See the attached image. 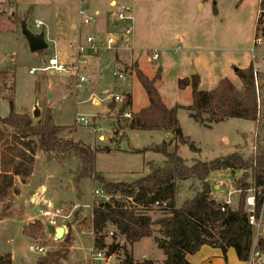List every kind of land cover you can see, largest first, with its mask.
Listing matches in <instances>:
<instances>
[{"label":"rangeland","instance_id":"1","mask_svg":"<svg viewBox=\"0 0 264 264\" xmlns=\"http://www.w3.org/2000/svg\"><path fill=\"white\" fill-rule=\"evenodd\" d=\"M112 1L0 0V73H7L3 82L0 79V87L4 83L8 90L12 85L11 77H14V107L10 105L11 92L0 90V117H9L13 110L17 114H29L38 121L33 118L36 104L42 115L51 110L53 124L65 128L62 138L92 148L96 172L108 182L132 183L150 173V163L164 165L165 157L152 148L169 139L164 131L124 132L120 129L118 123L125 124L127 119L122 114L140 111L149 105V99L132 67L131 72H126V68L118 64L117 56L131 64L137 55L140 69L147 77L155 79V86L169 108L193 104L192 88L181 90L180 79H190L195 72L200 78L201 91L215 90L223 79H229L241 90L236 70L253 65L259 82V91L256 82L255 86L260 127L251 121L229 119L208 128L203 120L201 123L191 118L189 111L179 109L183 135L200 152L195 153L188 145L181 144L177 149L188 166L236 152L245 158L253 154L258 133L264 140V36L260 33L256 39L259 0L241 3L240 0H217L216 5L212 0H115V7L110 5ZM120 7L129 11L125 15L132 19L129 24L133 27L122 44L119 43L124 33L122 27L127 23L118 17ZM90 17L94 21L85 25L84 20ZM40 21L44 26L38 29L36 23ZM114 21H118L119 26L110 32L108 29ZM23 23L32 34L45 35L46 50L31 52L22 31ZM111 34L118 44L107 48ZM88 37L102 41L103 46L96 52L89 48L80 53V46L90 47L86 42ZM154 52H158L160 58L150 62ZM52 58L71 70L45 71ZM32 70L35 74H30ZM120 75L125 79H120ZM81 78L85 81L81 82ZM127 94L131 95L133 104L122 112V105L111 96L122 95L126 99ZM95 100L99 104H95ZM111 102H115V107H109ZM81 118L88 120L89 125L77 122ZM207 118L204 116V120ZM173 149L174 145L170 147ZM79 164L74 156L59 161L39 152L29 184L24 186L19 178L15 179L21 194L8 201L9 210L0 203V216L5 217L0 221V255L10 253L12 264H36L39 257L61 249L69 233L73 246L62 264H92V206L100 199L95 191L101 187L91 179H83L79 184L74 182ZM244 175V171L212 172L208 178L212 195L237 208L241 198L237 182ZM178 185L177 208L201 190L197 180L182 181ZM252 197L254 191L249 193L247 211L250 210L248 200ZM58 208H64L67 217L59 219L57 225L66 230L62 240L48 232V219L43 214ZM152 216L157 220L162 214L156 212ZM36 222L43 224V234L29 238L24 230ZM111 242L108 237L107 243ZM31 247H42L44 252H32ZM133 256L137 261L147 259L155 264H164L161 261L165 259L154 237L135 244ZM191 256L188 257L194 261ZM122 260V254L114 256L110 264H121Z\"/></svg>","mask_w":264,"mask_h":264},{"label":"trees","instance_id":"2","mask_svg":"<svg viewBox=\"0 0 264 264\" xmlns=\"http://www.w3.org/2000/svg\"><path fill=\"white\" fill-rule=\"evenodd\" d=\"M212 1L216 5L217 0ZM243 1L240 0V3ZM256 33L257 40L260 33L264 36V0H260ZM132 69L148 96L149 105L131 113V118L124 120L125 124L119 122L118 125L124 132H169L173 137L171 140L152 148L165 157L164 165L160 167L150 163V173L132 183L108 182L95 170V154L91 147L61 137L65 128L53 124L51 110H46L38 121H34L29 114H17L12 110L9 117H0V203L5 204V210L11 208L8 201L20 195L15 179L19 178L23 185L30 182L39 152L59 161L74 156L80 161L74 174V182L79 184L83 179H91L98 182L101 190L111 197L107 202L100 198L92 206L94 250L105 251L107 255L122 254L121 264H155L152 260L137 261L133 256L135 244L154 237L157 247L165 255L164 264H192L188 261V256L197 254L204 246L219 248L224 254L233 248L239 259L246 262L255 239V229L250 225L249 211L246 210L251 191H254L258 216L264 207V140L260 139L258 133L255 152L248 158L236 152L211 162H196L188 166L178 154L179 144L188 145L195 153L200 150L190 139L184 137L178 110L189 111L191 118L203 120L208 128L229 119L251 121L259 128L261 113L254 66L236 70L241 90L229 79L221 80L217 88L209 92L199 89L200 78L197 75L190 79H180L181 90L192 88L193 104L173 108L164 103L155 86V79L147 77L138 64ZM0 77L3 82L7 73L1 72ZM13 78L12 76V85L8 89L11 92L9 100L12 109ZM0 88L3 92L7 90L4 83ZM115 105V102H111L109 107L113 108ZM131 107L132 99L127 96L122 112ZM204 116H208L207 120H204ZM173 145L174 149L170 150ZM222 170L245 173L237 182V190L241 193L237 208H232L226 202H217L212 195L209 175ZM188 180L199 181L201 190L193 199L177 208L178 183ZM157 203L159 206H156ZM156 212H160L162 216L154 220L152 213ZM4 219V216H0V221ZM110 228H113V235L110 237L112 242L108 244ZM43 231V224L36 222L26 228L24 233L29 238H36ZM72 246L73 241L68 233L61 249L39 257L36 264H62L68 258ZM258 249L264 253V237L259 238ZM0 264H12V255H0Z\"/></svg>","mask_w":264,"mask_h":264},{"label":"built area","instance_id":"3","mask_svg":"<svg viewBox=\"0 0 264 264\" xmlns=\"http://www.w3.org/2000/svg\"><path fill=\"white\" fill-rule=\"evenodd\" d=\"M129 13V11L124 8V7H120L119 9V19L120 21H126L127 24L124 25V27H122L123 30V34L121 35L120 38V44H122L125 41V37L131 35L132 31H133V27L129 24V22L132 21V19L128 16H126L125 14ZM94 21V18L90 17V18H86L84 20V24L85 25H89ZM44 25L42 22H37L36 23V27L38 29L42 28ZM87 44L90 45V47H84V46H80L79 47V51L80 53H84L86 51V49L91 48L94 52H96L98 50V48H100V46H103V42H96L94 37H88L86 40ZM118 44V42L115 40L113 34L110 35V37L107 40V48H113L114 46H116ZM159 53L158 52H154L151 56H150V62H156L159 60ZM73 68L75 70H78V67H75V65L73 64ZM85 68V67H84ZM47 70H53L55 72H69L71 70V68H65L63 65H61L58 61L57 58H52L49 60L48 62V67L45 68V71ZM30 74H35V70H32L30 72ZM257 72L255 73V82L257 84V89L259 91V82L257 79ZM120 79H125L124 75H120L119 76ZM81 82L85 81V78H81L80 79ZM117 103H120L122 106L125 104V97L122 95H112L111 96ZM125 115V117L127 119L131 118V113H126V114H122ZM77 122L80 123H84L86 126L89 125L88 120L81 118L80 121L78 120ZM95 195L97 197H100L101 199H104V201H109L110 200V196L106 195L102 190H96L95 191ZM229 204V203H228ZM248 205L250 207L249 210V222L250 225L254 227L255 229V239L253 242V247L251 250V254L249 259L245 262L246 264H264V253L261 252L258 249V241L260 237H264L263 234V230H264V207L263 210L261 212V214L258 216L256 213V208H255V197H252L248 200ZM156 206H159V203L156 204ZM163 206L165 207L166 204H163ZM45 217H47L48 219V226H53L55 228H57L59 219L62 218H67L65 215V209L64 208H58V209H54L52 211H47L43 213ZM113 235V233L111 232L109 234V237H111ZM30 250L32 252H37V253H43L44 249L42 247H31ZM92 264H110L113 260H114V255H107V253L105 251H96L93 249L92 251Z\"/></svg>","mask_w":264,"mask_h":264},{"label":"crops","instance_id":"4","mask_svg":"<svg viewBox=\"0 0 264 264\" xmlns=\"http://www.w3.org/2000/svg\"><path fill=\"white\" fill-rule=\"evenodd\" d=\"M259 2H260V0H259ZM110 5L115 7V6H117V2L115 0H113L110 3ZM118 26H119V22L118 21H114L113 24H112V28L110 27L109 29L108 28L107 29L110 32L111 31H115L117 29L116 27H118ZM74 29H76V27H74ZM99 30H100V27H99ZM137 52L139 53V51H137ZM136 56L137 55H135V58L132 60L131 64H128V63H125V62L121 61L118 58V56H117V62H118L119 65H122V66H124L126 68V72H131L130 68L131 67L133 68V66L136 65V64H138V66L140 68V65L138 63V60L136 59ZM73 62H75V60H73ZM256 71H259V70L256 69ZM134 75H135V73H134ZM127 95L131 97V95H129V94H127ZM131 99H132V97H131ZM94 103L95 104L96 103L99 104V101L95 100ZM132 104H133V101H132ZM164 132H165L166 138L171 140L172 139V135L169 132H166V131H164ZM28 184H26L24 186H27ZM213 197H214V199L217 202H221L214 195H213ZM229 205H231V202H230ZM191 257L194 259V261H192L191 258H189V257H188V261L190 263H192V264H219V262H223L224 264H246L245 262H242L239 259L236 251L233 248L228 249L226 254H224L223 251L221 249H219V248L211 247V246H204V247H202V249L197 254L192 255ZM164 260H162L161 263H164Z\"/></svg>","mask_w":264,"mask_h":264},{"label":"water","instance_id":"5","mask_svg":"<svg viewBox=\"0 0 264 264\" xmlns=\"http://www.w3.org/2000/svg\"><path fill=\"white\" fill-rule=\"evenodd\" d=\"M22 31H23L24 36L27 38V40L29 42L31 52L38 53V52H41V51L46 50L48 48V44L45 41V35L43 33H41L39 35L32 34L27 29L26 23L22 24ZM195 74L196 73L194 72L193 75H195ZM41 116H42V111L39 108V105L36 104L35 110L33 112V118L35 120H39L41 118ZM201 123H202V120H201ZM47 230L51 235H54V237L57 240L64 239V237L66 235V230L64 228H55L53 226H48Z\"/></svg>","mask_w":264,"mask_h":264}]
</instances>
